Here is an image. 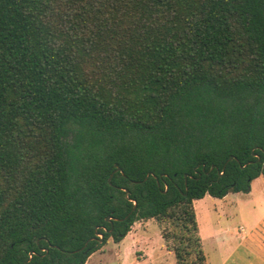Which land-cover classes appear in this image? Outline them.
Listing matches in <instances>:
<instances>
[{
    "label": "trees",
    "instance_id": "16d2710c",
    "mask_svg": "<svg viewBox=\"0 0 264 264\" xmlns=\"http://www.w3.org/2000/svg\"><path fill=\"white\" fill-rule=\"evenodd\" d=\"M258 176L264 0H0V264H85L148 219L205 264L193 201Z\"/></svg>",
    "mask_w": 264,
    "mask_h": 264
},
{
    "label": "rangeland",
    "instance_id": "374dc122",
    "mask_svg": "<svg viewBox=\"0 0 264 264\" xmlns=\"http://www.w3.org/2000/svg\"><path fill=\"white\" fill-rule=\"evenodd\" d=\"M205 264H219L220 253L242 241L232 254L234 264H264V178L258 176L249 189L227 192L220 198L204 195L193 201ZM262 220L253 225L255 219ZM251 223L252 225H248ZM241 227V231L239 230ZM166 221L139 220L132 224L129 234L115 243L110 238L93 252L85 264H175L169 250L172 241ZM224 243H217V236ZM247 236L250 241L244 240ZM229 240V242L227 241ZM220 244V245H219ZM246 248V251H245ZM230 264V263H227Z\"/></svg>",
    "mask_w": 264,
    "mask_h": 264
},
{
    "label": "crops",
    "instance_id": "0c3cea01",
    "mask_svg": "<svg viewBox=\"0 0 264 264\" xmlns=\"http://www.w3.org/2000/svg\"><path fill=\"white\" fill-rule=\"evenodd\" d=\"M261 220H262V216L260 218L255 219V222H253L254 223L253 225H258ZM247 224L249 226L252 225L251 223H248V222H247ZM239 230L241 231V227H239ZM127 234H129V232ZM216 236H217V243H219V242L220 243H222V242L224 243V241H225L224 237L222 238V236H219L218 234ZM244 240H247L248 242L250 241V239H248L247 236L244 237ZM227 241L229 242V240H227ZM241 242L242 241H239V242H237V244H234L233 246L230 245L229 248L228 247L226 248V251L224 253L223 252L220 253V257H219L220 261H219V264H227V263L234 264L233 262H231V261H234V260H232V254L235 253V251L240 246ZM245 251H246V248H245Z\"/></svg>",
    "mask_w": 264,
    "mask_h": 264
},
{
    "label": "water",
    "instance_id": "95a60500",
    "mask_svg": "<svg viewBox=\"0 0 264 264\" xmlns=\"http://www.w3.org/2000/svg\"><path fill=\"white\" fill-rule=\"evenodd\" d=\"M115 165V167H116V169H118V167H117V165L116 164H114ZM249 188H247L246 190H248ZM106 219H108V218H106ZM101 239V238H100Z\"/></svg>",
    "mask_w": 264,
    "mask_h": 264
}]
</instances>
